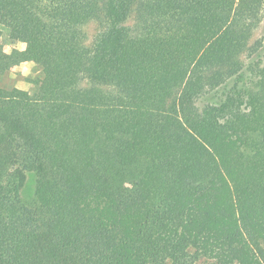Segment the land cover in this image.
<instances>
[{"label": "trees", "instance_id": "obj_1", "mask_svg": "<svg viewBox=\"0 0 264 264\" xmlns=\"http://www.w3.org/2000/svg\"><path fill=\"white\" fill-rule=\"evenodd\" d=\"M263 19L264 0H0L24 45L0 76L41 70L39 97L0 87V264H264Z\"/></svg>", "mask_w": 264, "mask_h": 264}, {"label": "rangeland", "instance_id": "obj_2", "mask_svg": "<svg viewBox=\"0 0 264 264\" xmlns=\"http://www.w3.org/2000/svg\"><path fill=\"white\" fill-rule=\"evenodd\" d=\"M87 34L88 42L93 39L96 32V25L88 23L83 27ZM264 34V19L260 27L255 31L253 39H258ZM24 45L20 40L11 32L0 27V54H10L12 50H22ZM4 62L11 59H4ZM41 70L40 67L34 66L30 62L15 63L10 69L5 71L0 76V87L4 89H13L26 92L29 97H39L41 94L40 89ZM32 186V180L27 178L26 185L23 189V194H28ZM24 194V195H25Z\"/></svg>", "mask_w": 264, "mask_h": 264}]
</instances>
